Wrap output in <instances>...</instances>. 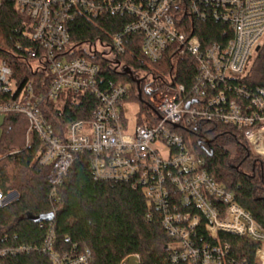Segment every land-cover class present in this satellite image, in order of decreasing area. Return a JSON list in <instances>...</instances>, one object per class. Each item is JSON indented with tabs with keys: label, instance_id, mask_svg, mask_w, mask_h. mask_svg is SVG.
Returning <instances> with one entry per match:
<instances>
[{
	"label": "built area",
	"instance_id": "built-area-1",
	"mask_svg": "<svg viewBox=\"0 0 264 264\" xmlns=\"http://www.w3.org/2000/svg\"><path fill=\"white\" fill-rule=\"evenodd\" d=\"M4 1L0 0V12ZM13 1L31 17L27 45L19 43L17 48L32 60V70L43 76V88H37L35 80L20 88L13 69L0 57V116L26 117L25 148L33 135L42 141L39 160L50 168L51 204L55 207L59 202L58 189L77 156L87 155L94 180L142 188L161 215L170 239L166 249L171 264H264V227L235 200L233 191L209 175L204 159L189 148L180 132L198 131L208 124L234 127L264 161V83H252L260 79L254 63L264 47V0ZM80 14L93 18L120 14L129 21L111 41L75 45L68 24ZM210 18L229 24L225 42L203 45L193 34L194 20ZM136 34L150 62H159L169 52L191 54L198 67L192 83L173 84L170 77L161 83L152 72L148 80L141 76L147 68H128L119 56L127 52V36ZM102 61L111 72L134 75L136 94L145 108L141 104L142 119L132 129L123 110L124 104L135 102L129 99L132 84L105 78ZM142 85L148 95L145 102ZM85 93L97 99L91 117L56 128L46 114L49 103L60 109ZM13 192L0 186V207L18 197ZM40 226L47 227L40 243L0 246V264L34 251L47 255L52 264L90 263L88 247L81 252L56 249L52 220ZM221 233L253 243L252 258L236 256ZM139 262V255L132 254L121 264Z\"/></svg>",
	"mask_w": 264,
	"mask_h": 264
},
{
	"label": "trees",
	"instance_id": "trees-1",
	"mask_svg": "<svg viewBox=\"0 0 264 264\" xmlns=\"http://www.w3.org/2000/svg\"><path fill=\"white\" fill-rule=\"evenodd\" d=\"M31 17L20 12L13 0H5L0 12V57L13 69L14 76L22 88L30 80L41 87L43 76L34 72L31 59L17 48L27 45L25 32ZM129 21L128 16L115 14L97 18L80 14L69 21L72 42L111 41L114 33L120 32ZM193 34L203 45L225 42L230 36L228 23L214 18L193 21ZM127 52L119 56L130 69L147 68L159 82L190 85L198 72L197 61L191 54L174 56L167 53L159 62L148 61L142 52V38L127 36ZM147 64L156 68H148ZM255 72L260 79L252 82L264 83V47L255 63ZM105 78L132 84L131 100L140 102L136 94L133 76L111 72L107 62L102 61ZM142 85L141 100H147ZM142 104V108L145 106ZM97 106V99L85 93L77 100L67 101L57 109L49 103L46 114L56 128H61L77 119H88ZM0 144V186L4 191L15 190L18 197L0 207V246L18 243H40L47 227L40 226L36 218L54 214L51 219L56 233V249L63 253L76 248L81 252L91 250L89 264H121L132 254H138L139 264H171L166 245L170 239L161 223V215L147 199L142 188H133L126 183L94 180L91 176L87 155H78L68 176L58 189L59 202L54 207L49 198L47 182L49 166L40 164L42 141L33 135L31 145L25 148L28 127L24 115L10 113L4 116ZM189 148L204 159L203 168L217 182L234 192L235 200L247 209L264 227V161L252 150L242 133L234 127L208 124L198 131H180ZM236 163H238L236 165ZM247 164L248 171L242 170ZM259 164V166H258ZM259 168V169H258ZM259 172V178L257 177ZM262 193V194H260ZM205 238V236H204ZM222 240L230 243L233 253L250 260L255 245L240 235L221 233ZM8 264H52L49 257L40 251L9 257Z\"/></svg>",
	"mask_w": 264,
	"mask_h": 264
},
{
	"label": "rangeland",
	"instance_id": "rangeland-1",
	"mask_svg": "<svg viewBox=\"0 0 264 264\" xmlns=\"http://www.w3.org/2000/svg\"><path fill=\"white\" fill-rule=\"evenodd\" d=\"M148 68H151V69H154V72L156 70V68L152 67L151 65L147 64ZM157 71V70H156ZM141 76H145L146 79H150L151 78V75L150 74H147V72H141ZM65 99V96L64 94L60 97V100L63 101ZM61 105H63V103H60ZM140 109H141V103L138 102V101H135V102H130L129 104H124L123 105V110H124V116H125V119L129 122V125H130V128L132 129V127L142 119L141 117V114H140ZM4 116H0V126L3 124L4 122ZM86 128L87 129H90L91 128V125L90 124H87L86 125ZM128 128V130L130 129ZM1 138H2V133L0 131V144H1ZM238 163H236L237 165ZM247 164L243 165L242 167V170H249L248 167H246ZM259 166V164H258ZM259 169V168H258ZM257 177L259 178V172H257ZM259 186H261L262 188H264V183L262 184L261 182H259ZM12 191H15V190H12ZM262 194V193H260Z\"/></svg>",
	"mask_w": 264,
	"mask_h": 264
},
{
	"label": "water",
	"instance_id": "water-1",
	"mask_svg": "<svg viewBox=\"0 0 264 264\" xmlns=\"http://www.w3.org/2000/svg\"><path fill=\"white\" fill-rule=\"evenodd\" d=\"M17 194H18L17 191L13 192V196H16ZM53 218H54V214L50 213V214L42 215V216L36 218V221L41 222L42 220H51Z\"/></svg>",
	"mask_w": 264,
	"mask_h": 264
}]
</instances>
